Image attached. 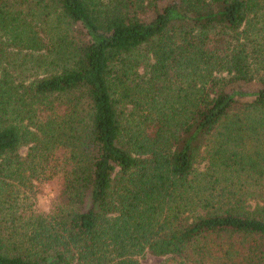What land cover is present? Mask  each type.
<instances>
[{"label": "trees", "instance_id": "trees-1", "mask_svg": "<svg viewBox=\"0 0 264 264\" xmlns=\"http://www.w3.org/2000/svg\"><path fill=\"white\" fill-rule=\"evenodd\" d=\"M262 13L0 0V264H264V162L240 153L264 131ZM56 156L57 202L35 210Z\"/></svg>", "mask_w": 264, "mask_h": 264}, {"label": "rangeland", "instance_id": "rangeland-1", "mask_svg": "<svg viewBox=\"0 0 264 264\" xmlns=\"http://www.w3.org/2000/svg\"><path fill=\"white\" fill-rule=\"evenodd\" d=\"M264 13H262L263 15ZM262 22L257 24V32L259 30H264ZM9 55V54H8ZM18 59H17V58ZM11 56V65L9 63H2V66L7 65L8 67L19 68L20 65L24 64L23 59L19 56ZM24 57V55H23ZM29 151L28 147L21 149L20 154L25 156ZM241 155H245L249 158V163H263L264 162V131L260 130L259 132L254 133L250 137H245L243 145L241 144L240 149ZM58 160V161H57ZM62 160L59 159V156H56L54 162H51V165L45 172L39 177L34 178L30 185V191L27 194L28 199L26 204H33V208L38 211L49 212L52 207L56 204L58 196L61 190L62 174L60 167L54 165L55 162L57 165L60 164ZM247 166V165H245ZM56 167V168H55ZM249 167V166H248ZM255 173V172H254ZM242 181H248L251 183L252 180L256 179V176L251 175H241ZM138 259L142 264H178L175 261H171L169 256L166 257H157L153 256L150 253H145L142 256H139ZM197 264V263H194ZM205 264H224L222 261L212 260L207 261Z\"/></svg>", "mask_w": 264, "mask_h": 264}]
</instances>
